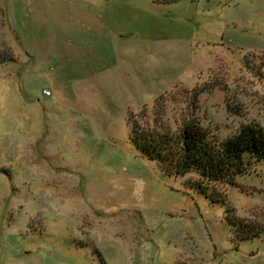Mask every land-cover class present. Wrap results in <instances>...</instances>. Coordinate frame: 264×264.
<instances>
[{"label": "rangeland", "instance_id": "1", "mask_svg": "<svg viewBox=\"0 0 264 264\" xmlns=\"http://www.w3.org/2000/svg\"><path fill=\"white\" fill-rule=\"evenodd\" d=\"M6 2L0 264H264L228 218L264 225V160L205 193L127 122L264 126V0Z\"/></svg>", "mask_w": 264, "mask_h": 264}, {"label": "trees", "instance_id": "2", "mask_svg": "<svg viewBox=\"0 0 264 264\" xmlns=\"http://www.w3.org/2000/svg\"><path fill=\"white\" fill-rule=\"evenodd\" d=\"M0 11L4 23L10 26L6 0H0ZM7 52L0 54V64L12 59ZM144 121L147 126L138 124L131 114L127 116L131 126L129 137L136 149L155 160L166 173L196 172L199 177L191 182L205 193L206 182L235 183L236 176L246 173L253 161L264 160V126L260 124H243L236 134L216 140L191 119L175 130L160 124L153 126L147 117ZM228 218L234 233L242 238L255 236L264 229L261 223H249L246 218L229 214Z\"/></svg>", "mask_w": 264, "mask_h": 264}, {"label": "built area", "instance_id": "3", "mask_svg": "<svg viewBox=\"0 0 264 264\" xmlns=\"http://www.w3.org/2000/svg\"><path fill=\"white\" fill-rule=\"evenodd\" d=\"M44 93H48L49 94V92L47 90H45Z\"/></svg>", "mask_w": 264, "mask_h": 264}]
</instances>
